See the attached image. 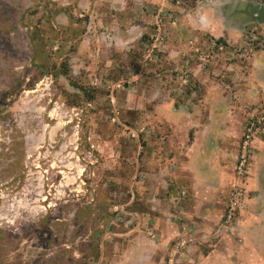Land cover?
I'll return each instance as SVG.
<instances>
[{
	"label": "rangeland",
	"instance_id": "374dc122",
	"mask_svg": "<svg viewBox=\"0 0 264 264\" xmlns=\"http://www.w3.org/2000/svg\"><path fill=\"white\" fill-rule=\"evenodd\" d=\"M260 1L144 0L138 3V0H97L93 3L90 0L89 8L92 9H88L92 12L89 14L95 16L94 19L90 20L85 10L81 11L83 17L77 10H74L77 13H72L74 18L79 21L84 19L87 25L92 26V33L87 31L82 35L76 34V23L73 27L64 28L54 19L53 23L45 19V7L49 8L45 0L26 1V6L17 0L0 1L1 47H5L8 61L18 52L12 47L26 45L25 36L32 49L31 53L27 50V56L32 54L34 58L31 66L24 70L30 71L29 75L43 77L32 89L25 87L17 94L18 90L11 87L13 83L8 81V77L0 76V264H69L73 258L79 259L81 252L98 254L90 264H104L109 260V257L103 259L101 253L109 255L108 245L104 242L110 243V232L115 226L110 217L114 220L116 215H127L117 208L111 211V205L126 203L131 197L129 192L111 194V191L113 187L126 189L130 177L131 181L134 178L132 167L127 169L126 175L125 169L123 173L120 171L117 175L119 179H116V174L113 179L103 171L112 157L119 156L118 152L122 156L138 148L141 153L140 147L146 145L144 137L151 139L153 136V130L143 132V136L142 133L136 134L134 140H137L138 146L134 149L133 140L123 142L126 140L124 136L131 139V129L142 123L140 120L130 123L122 120V117H128V113H133L129 104L126 109L120 104V94L126 93L129 86L128 73L141 67L145 56L157 55L159 44L169 41L167 36H172L174 32L182 33V28L190 27L185 20L191 18L193 24L197 20L204 21V24L210 25V30L206 29L207 34L196 33L199 36H185L184 45L176 52L182 63L181 71L176 72L180 90L193 80L191 65L194 61L206 69L208 64L220 62L219 59H224L222 62L246 60L255 47H259L255 42L264 37V4ZM8 6H13V9ZM258 6L260 9L257 12ZM59 7L60 3L55 1L54 13ZM248 23L258 24V31L263 36L258 33L254 36L251 33L253 26H248ZM52 24L53 33L49 30ZM30 27L34 30L29 31ZM111 27L117 29L113 31ZM239 27H245L243 38L245 35V41L254 49L229 44L231 30ZM126 28H133L132 33H122ZM145 29L149 33L144 31L140 39L139 34ZM136 35L137 40L134 38ZM138 40L145 45V54L139 57L134 48ZM132 84L137 85L135 82ZM201 91L200 86L197 93ZM259 116H264V111L254 118ZM124 126H128V133ZM263 127L264 119L247 145V163L257 152V159L264 162V151L254 139ZM115 130L126 134L121 138L118 135L113 137L117 134ZM243 132L235 160L240 154ZM115 147L119 150L113 155L111 150ZM135 158L138 159L137 156ZM166 160L165 155L158 151L151 164L156 168ZM146 165L141 159V172L151 171ZM258 166H253L254 171ZM202 167L204 176L212 184L216 183V175L210 167ZM103 179H106V185L101 183ZM235 181L234 171V182L228 192L221 226L236 225L238 212L236 210L230 216L228 205L239 191V211L247 195L245 187L236 185ZM136 186H139L138 182ZM185 188L188 189L186 184L175 182V191L170 192L171 204L181 198L179 202L183 209L182 204L188 195ZM182 191L185 193L182 194ZM154 196L142 194L136 199L144 201ZM196 206L201 209L203 205ZM46 215H49L47 222L41 226V220ZM178 218H183V215ZM83 222L90 224L87 233L80 235L78 230ZM24 229L33 234L21 238L18 235H23ZM233 230L230 229L229 234L236 240ZM91 240L98 242L97 249L81 246ZM109 250L114 252L118 248L113 246ZM166 261L169 264L170 260Z\"/></svg>",
	"mask_w": 264,
	"mask_h": 264
},
{
	"label": "crops",
	"instance_id": "0c3cea01",
	"mask_svg": "<svg viewBox=\"0 0 264 264\" xmlns=\"http://www.w3.org/2000/svg\"><path fill=\"white\" fill-rule=\"evenodd\" d=\"M17 1L26 6V1L33 0ZM55 1L60 3L61 7L54 13ZM45 2L49 8L45 7L44 18L50 19L52 23L54 19L57 24L64 25V28L69 25L73 27L76 23L73 14L77 12L74 10L79 11L81 17V11L85 10L90 20L95 18L89 14L92 12L89 11L92 9L89 8L90 0ZM143 2L144 0H138V3ZM192 20H185L190 27L185 30L182 28V33L174 32L172 36H167L169 41L159 44L157 55L145 56L142 66L128 73L129 86L126 93L120 94L123 109H126L127 104L133 109V113H128V117H122V120L126 123L136 120L142 122L131 129L132 138L124 136L126 140L123 142L133 140L134 149L138 146L137 140H134L136 134L142 133L143 136V132L153 130V136L151 139L144 137L146 145L140 147L141 153L138 151L141 149L137 148L128 154L125 152L126 155L121 156L118 152L119 156L112 157L117 154L119 147L112 149V158L103 171L108 177L115 179L113 175L116 174V179H119L117 175L120 171L123 173L122 170L125 169L126 175L127 169L132 167L134 178L131 181L130 177L126 189L113 187L111 191V194L129 192L131 197L126 203L111 205V211L117 208L127 215H116L114 220L110 217L115 226L110 232V243L104 242L108 245L109 255L101 253L103 259L109 257V260H106L108 264H166L167 259L170 260L169 264H264V162L263 159H257L258 152L254 158L251 156L244 166L246 177L235 181L245 187L247 194L240 204L239 211L237 209L236 225L221 226L228 192L234 182L232 166L241 132L245 123L264 111V107H258L264 106V38L255 42L259 47L254 49V46H249L248 41H245V35L243 38L245 27L231 30L229 44L233 47L241 45L254 49L250 56L244 61L222 62L224 59H219L220 62L210 63L206 69L194 61L191 65L193 80L180 90L176 72L181 71L182 63L176 52L184 45L185 36L207 34L210 30V25L204 24V21L197 20L198 22L193 24ZM80 24L85 25L86 31L83 34L92 33V26L85 22ZM249 25L253 26L254 32L251 30V33L254 36L255 33L262 35V32L258 31V24L248 23ZM52 27L53 24L49 29L51 33L54 32ZM103 29L107 30V27ZM110 29L115 31L117 27ZM118 29L121 30L120 27ZM132 29L126 28L122 33L131 34ZM33 30L34 27H30L29 31ZM144 31L149 33L147 29L141 34L138 33L140 39ZM134 38L137 40V35ZM23 40L26 45L12 47L18 52L16 56H11L9 62L5 47H1L0 38V76L8 77L9 82H24L30 79V71L24 69L31 66L34 56H27V50L31 53L32 49L25 36ZM134 48L138 57L145 54V45L139 40ZM132 61L135 62V58H132ZM156 71L161 72L150 76ZM197 85L202 87L200 93H197L200 87ZM123 129H128L126 132H129L128 126ZM126 132H117L113 137L118 135L121 138ZM254 139L264 151V127ZM158 151H161L167 160L155 168L151 163ZM129 154L132 156L128 157ZM141 159L147 164L150 172L140 171ZM257 164L258 169L254 171L253 166ZM203 165L207 169L210 167L214 172L216 183L212 184L208 177L204 176ZM106 179L101 183L106 185ZM137 182L139 186H136ZM175 182L184 183L188 188H185L188 195L182 204L183 209L179 202L181 198L176 201L178 203L171 204L170 192L175 191ZM142 194L155 196L145 198L144 201L136 199ZM151 200L154 202H150ZM197 204L203 205L201 209ZM182 215L183 218H178ZM230 229H234L236 240L231 238ZM113 246H116L118 251L110 252L109 249Z\"/></svg>",
	"mask_w": 264,
	"mask_h": 264
},
{
	"label": "trees",
	"instance_id": "16d2710c",
	"mask_svg": "<svg viewBox=\"0 0 264 264\" xmlns=\"http://www.w3.org/2000/svg\"><path fill=\"white\" fill-rule=\"evenodd\" d=\"M260 3L264 4V0H261ZM11 10L13 8V6H8ZM259 6H258V9H257V12L259 11ZM264 11V9L262 10V12ZM260 13H261V10H260ZM73 20H76V24L78 25V29H77V33L76 34H80L82 35L84 32H85V25H81L80 23L81 22H85V20L83 19V21H79L80 19L76 18V19H73ZM86 23V22H85ZM264 24V23H263ZM264 38V37H263ZM40 73V72H39ZM30 79L28 81H17V82H11L13 83L11 85V87H15L18 92H16L17 94L19 93V91H21L23 88L27 87L28 89H32L35 85V83L38 82V80L40 79V76L39 75H36V74H32L30 75L29 77ZM49 215H46V217H44L42 220H41V226H44L47 222V219H48ZM89 222H83L81 224V229L78 230L80 233V235H85L87 233V230H88V226H89ZM50 225H54L53 223H51ZM29 233H32L31 231H28L27 229H24L22 234L23 235H18L20 236L21 238L22 237H26ZM33 234V233H32ZM82 247L84 248H87L89 247V249H93V248H96L98 247V242H93L92 240L91 241H87V243H82L81 244ZM83 248V249H84ZM90 256V257H89ZM98 254H90V255H87L85 254L84 252H81V257L79 259L77 258H73V262H69V264H90V261L92 259H95L97 258Z\"/></svg>",
	"mask_w": 264,
	"mask_h": 264
},
{
	"label": "built area",
	"instance_id": "2783aa9c",
	"mask_svg": "<svg viewBox=\"0 0 264 264\" xmlns=\"http://www.w3.org/2000/svg\"><path fill=\"white\" fill-rule=\"evenodd\" d=\"M264 119V116H259V117H252L249 122L246 124V130L243 132L242 135V140L240 144V154H238L237 159L235 160V166L234 171L236 174V180L238 182V178H242L244 176V166H246L247 163V158H246V149L247 145L250 144L251 137L256 131L259 129V126L262 124V120ZM246 168V167H245ZM237 185V183H236ZM240 190V188H239ZM185 192L182 191V194ZM241 193L237 191L236 195L237 198L234 196L228 205V213L230 216L234 215V211H236L239 207V196Z\"/></svg>",
	"mask_w": 264,
	"mask_h": 264
},
{
	"label": "clouds",
	"instance_id": "9594fccd",
	"mask_svg": "<svg viewBox=\"0 0 264 264\" xmlns=\"http://www.w3.org/2000/svg\"><path fill=\"white\" fill-rule=\"evenodd\" d=\"M43 77H41L40 79H42ZM26 82V81H25Z\"/></svg>",
	"mask_w": 264,
	"mask_h": 264
}]
</instances>
